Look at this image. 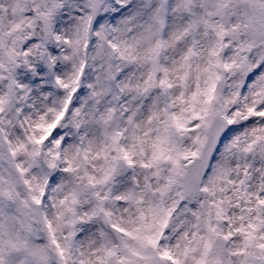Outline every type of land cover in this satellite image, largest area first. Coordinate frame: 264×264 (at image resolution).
I'll use <instances>...</instances> for the list:
<instances>
[{"label":"rangeland","instance_id":"rangeland-1","mask_svg":"<svg viewBox=\"0 0 264 264\" xmlns=\"http://www.w3.org/2000/svg\"><path fill=\"white\" fill-rule=\"evenodd\" d=\"M54 1L32 0L39 13L50 12L53 38L42 45L27 38L31 18L22 0H0V125L15 156L6 164L0 149V264H50L44 253L51 252V234L65 264H149L152 258L260 264L264 246L247 250L234 233V219L218 232L211 226L226 200L240 196L232 187L243 185L244 198L261 191L254 199L264 227V71L245 91L250 101L230 95L245 75L234 66H264V0H229L228 16L220 11L223 0H102L90 37L83 30L86 2L57 0L51 11ZM86 40L83 90L67 120L47 130L44 156L53 169L47 175L32 152L37 133L57 107L64 81L80 67ZM232 66L233 83L227 74ZM10 76L16 98L6 103ZM213 114L231 131L202 181L205 198L185 203L142 245L140 235L173 208L184 164L197 153ZM13 187L20 202L5 207L2 198L11 199ZM36 194L43 196L46 233L35 229L37 242L9 244L11 214L22 211L30 228L22 199ZM254 212L245 202V219ZM103 219L111 229H104ZM223 231L234 235L232 242Z\"/></svg>","mask_w":264,"mask_h":264},{"label":"water","instance_id":"water-1","mask_svg":"<svg viewBox=\"0 0 264 264\" xmlns=\"http://www.w3.org/2000/svg\"><path fill=\"white\" fill-rule=\"evenodd\" d=\"M223 134V125L219 118L213 119L207 132V139L201 149L199 157L194 158L187 165V169L183 177V189L185 198L191 197L197 192V186L205 171L209 156L215 149L218 141Z\"/></svg>","mask_w":264,"mask_h":264}]
</instances>
